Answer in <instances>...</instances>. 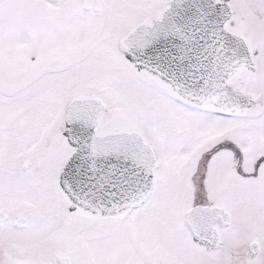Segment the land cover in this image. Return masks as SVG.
I'll list each match as a JSON object with an SVG mask.
<instances>
[{
  "label": "snow or ice",
  "instance_id": "snow-or-ice-1",
  "mask_svg": "<svg viewBox=\"0 0 264 264\" xmlns=\"http://www.w3.org/2000/svg\"><path fill=\"white\" fill-rule=\"evenodd\" d=\"M0 264H264V0H0Z\"/></svg>",
  "mask_w": 264,
  "mask_h": 264
}]
</instances>
